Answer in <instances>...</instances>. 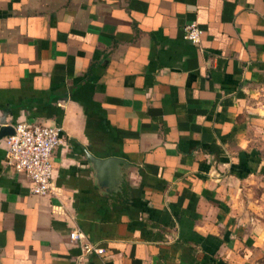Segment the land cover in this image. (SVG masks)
Instances as JSON below:
<instances>
[{
	"label": "crops",
	"instance_id": "obj_1",
	"mask_svg": "<svg viewBox=\"0 0 264 264\" xmlns=\"http://www.w3.org/2000/svg\"><path fill=\"white\" fill-rule=\"evenodd\" d=\"M24 122L60 128L56 195L0 136V264H264V0H0ZM87 153L128 162L115 188Z\"/></svg>",
	"mask_w": 264,
	"mask_h": 264
},
{
	"label": "built area",
	"instance_id": "obj_2",
	"mask_svg": "<svg viewBox=\"0 0 264 264\" xmlns=\"http://www.w3.org/2000/svg\"><path fill=\"white\" fill-rule=\"evenodd\" d=\"M183 37L198 44L203 34V28L197 22L185 26ZM13 133L6 138L7 149L5 163L15 171L25 174L30 180V191L40 196L56 195L52 178L54 166L51 155L61 143L62 137L58 126L41 124L17 123L12 126ZM83 234L75 230L71 232L70 239L79 242ZM83 251L102 250L94 248L91 244H81Z\"/></svg>",
	"mask_w": 264,
	"mask_h": 264
},
{
	"label": "water",
	"instance_id": "obj_3",
	"mask_svg": "<svg viewBox=\"0 0 264 264\" xmlns=\"http://www.w3.org/2000/svg\"><path fill=\"white\" fill-rule=\"evenodd\" d=\"M12 133L13 127L10 125L2 126L0 129L1 137L8 136ZM87 158L89 162L93 164V167L98 174V179L102 181L108 177L107 182L112 188H115L116 183L124 178L123 169L129 166L128 162L120 157L98 158L87 153Z\"/></svg>",
	"mask_w": 264,
	"mask_h": 264
},
{
	"label": "rangeland",
	"instance_id": "obj_4",
	"mask_svg": "<svg viewBox=\"0 0 264 264\" xmlns=\"http://www.w3.org/2000/svg\"><path fill=\"white\" fill-rule=\"evenodd\" d=\"M263 144H264V138H263Z\"/></svg>",
	"mask_w": 264,
	"mask_h": 264
}]
</instances>
